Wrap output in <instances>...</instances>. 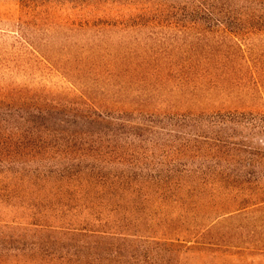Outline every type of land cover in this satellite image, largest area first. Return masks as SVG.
Returning a JSON list of instances; mask_svg holds the SVG:
<instances>
[{
  "label": "trees",
  "instance_id": "16d2710c",
  "mask_svg": "<svg viewBox=\"0 0 264 264\" xmlns=\"http://www.w3.org/2000/svg\"><path fill=\"white\" fill-rule=\"evenodd\" d=\"M2 2L23 44L80 69L63 68L74 89L58 100L0 80V205L14 214L0 219V264H97L92 240L130 242L146 219L161 217L155 225L174 235L183 231L175 220L193 229L189 217L205 203L217 219L240 210L246 188L255 200L243 208L264 203V107L222 96L244 62L264 57V0ZM141 84L170 100L118 105ZM95 86L109 99L102 105L86 94ZM177 206L178 219L162 216ZM179 240L148 242L179 250Z\"/></svg>",
  "mask_w": 264,
  "mask_h": 264
},
{
  "label": "rangeland",
  "instance_id": "374dc122",
  "mask_svg": "<svg viewBox=\"0 0 264 264\" xmlns=\"http://www.w3.org/2000/svg\"><path fill=\"white\" fill-rule=\"evenodd\" d=\"M2 1L0 0V80L3 82L4 80H12L16 85L25 84L29 87L42 89L41 91L49 93L50 98L57 100L70 97L72 95L71 90L74 88L64 77L65 69L63 68H71L73 72L77 73L80 69L79 61L65 63V60H60L53 66L48 60L35 52L31 46L23 44L17 38V35L9 30L10 27H6L2 21L4 11L7 8H5ZM132 62L135 63L136 61ZM128 64L129 62H126L124 66H121V69H124ZM242 65V73H235V78H240L238 86H235L231 93L227 92L222 95L223 98L227 99L225 105L264 107V57L253 56ZM143 67L145 66H137L136 73L142 72L150 76L155 72L151 67H146L147 69ZM250 67L254 69L253 72ZM190 70L186 67L183 71L188 72ZM84 82L92 84L89 78L85 79ZM139 86V88H143L140 93L129 94H135L132 96L135 98L134 100L123 97L118 105L128 104V102L135 105L144 103L153 105L156 102L166 103L171 98L170 94L164 89L159 88L157 91L146 84ZM86 94L89 98L93 96L99 105L109 100L106 92L103 89L101 90L99 86L92 89L87 87ZM112 100L107 103L110 104V108L114 107L112 103L114 101ZM156 129L159 136H163V130L160 127ZM3 185L5 184H0V186ZM250 186H253V184ZM246 189L237 199L236 208H240V210L233 211L219 217V219L215 218L217 212L212 211L209 204L205 203L193 211L192 215L195 216L189 217L190 222L193 224V227H190L193 229L189 231L183 229L187 227L186 223L183 225V222L181 224V222L175 220L178 226H183V231L174 235H164L168 234L165 231L167 229L155 225V223L162 221L161 217L156 219L154 224H152V220L146 219L138 229L130 231V233L136 235L129 238L130 242L122 243L114 239L97 238L90 242L94 247L90 253L94 252L97 256V264H145V257L149 262L151 258L162 260L163 264H180V262L182 264H220V262H225V264H264V210H256L264 203H257L243 208L242 205L255 200V195L244 196L247 193L256 191L254 186L252 189ZM0 207V219L9 220L14 216L11 208H5L2 205ZM180 211H183V209L177 206L165 212L163 210L161 213L164 216L172 212V218L178 219ZM168 237L180 239L179 242L174 241L179 250L171 246L158 247L154 243H149L166 240ZM211 237L218 240L213 241L209 239ZM210 241L212 243L207 244ZM168 256L172 258L173 262L170 260L167 263ZM213 256H217V259L213 260Z\"/></svg>",
  "mask_w": 264,
  "mask_h": 264
}]
</instances>
